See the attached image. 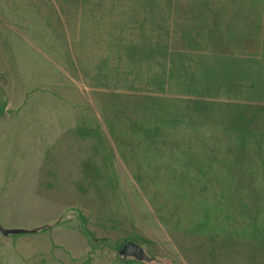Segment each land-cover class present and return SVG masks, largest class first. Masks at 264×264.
I'll return each instance as SVG.
<instances>
[{
  "label": "rangeland",
  "instance_id": "obj_1",
  "mask_svg": "<svg viewBox=\"0 0 264 264\" xmlns=\"http://www.w3.org/2000/svg\"><path fill=\"white\" fill-rule=\"evenodd\" d=\"M66 1L0 0V225L22 230L0 233V264H195L203 236L225 234L222 214L245 204L246 185L264 188L259 171L232 183L242 168L225 164L264 162V116L206 105L190 28L144 46L141 32L87 33L95 20ZM125 51L132 74L151 73L146 51L164 73L195 72L197 94L147 96L116 80ZM77 141L90 179L71 171L78 151L62 150ZM125 243L140 255L120 254Z\"/></svg>",
  "mask_w": 264,
  "mask_h": 264
},
{
  "label": "crops",
  "instance_id": "obj_2",
  "mask_svg": "<svg viewBox=\"0 0 264 264\" xmlns=\"http://www.w3.org/2000/svg\"><path fill=\"white\" fill-rule=\"evenodd\" d=\"M64 4L70 14L83 12L81 18L85 14L84 19L95 20L92 26L95 30L87 33L141 32L145 36L141 40L144 46L170 45L171 40L164 29L190 28L186 33L190 37L187 41L198 42L200 46L201 75L197 79L201 77L206 105L209 108V103L216 105L221 114L235 111L240 118H246V114L254 119L264 116V0H67ZM147 55L151 56L146 51L143 61L139 62L147 63L143 65L151 68V73H143L141 66H138L137 72L132 74L128 51L121 52L122 62L117 69L124 76L116 80L129 81L128 85H133L131 88L137 91L139 87L138 92L147 96L173 95L174 92L179 95L180 91L197 94L199 85L195 72L182 67L185 76L181 80L172 64L170 72L164 73L160 60L153 55L144 58ZM132 67L135 68V65ZM122 85L126 86L124 83ZM260 125L262 123L258 124L257 129L252 126L245 128L247 131L241 130L243 135L239 140L251 131L259 132ZM69 144H62V150L72 148L78 151L82 147L81 141L74 142L72 146ZM244 146L245 143L239 150L245 151ZM50 149L53 151V146ZM82 152L78 151V160H70L69 165L73 174H80L82 179L88 174L90 179V164L86 163L88 160H81ZM61 158H66V155L62 154ZM258 159L226 160V166L242 168L234 171L232 183L249 184L254 181L251 177L255 171H259L264 180V162ZM252 185V182L246 185L248 189L244 192V205V202L238 201L229 213L222 214L225 219L223 226L227 230L225 234L217 233L214 239L208 240L203 236L195 249V264H264V188L255 190L251 188Z\"/></svg>",
  "mask_w": 264,
  "mask_h": 264
},
{
  "label": "water",
  "instance_id": "obj_3",
  "mask_svg": "<svg viewBox=\"0 0 264 264\" xmlns=\"http://www.w3.org/2000/svg\"><path fill=\"white\" fill-rule=\"evenodd\" d=\"M20 232H22V230L18 231V230H12V229H3L0 225V233L3 234V235H8V233H11V234H20ZM134 249V254L135 255H140V248L133 244V243H125V245L121 248V250L119 251L120 254L122 255H127L130 253V250Z\"/></svg>",
  "mask_w": 264,
  "mask_h": 264
}]
</instances>
